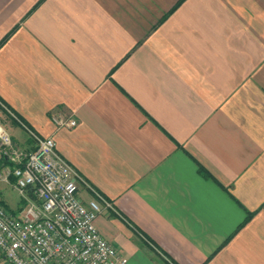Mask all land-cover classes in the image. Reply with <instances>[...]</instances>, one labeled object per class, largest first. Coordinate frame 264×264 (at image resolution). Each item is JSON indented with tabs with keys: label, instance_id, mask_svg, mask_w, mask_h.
Instances as JSON below:
<instances>
[{
	"label": "crops",
	"instance_id": "crops-1",
	"mask_svg": "<svg viewBox=\"0 0 264 264\" xmlns=\"http://www.w3.org/2000/svg\"><path fill=\"white\" fill-rule=\"evenodd\" d=\"M8 35L0 99L112 203L125 264H264V0H0Z\"/></svg>",
	"mask_w": 264,
	"mask_h": 264
},
{
	"label": "built area",
	"instance_id": "built-area-1",
	"mask_svg": "<svg viewBox=\"0 0 264 264\" xmlns=\"http://www.w3.org/2000/svg\"><path fill=\"white\" fill-rule=\"evenodd\" d=\"M5 108L27 133L18 144L0 122V183L16 188L25 201L11 210L0 199V251L12 264H125L128 258L103 236L96 219L113 207L102 195L85 203L80 173L62 156L54 137L41 136ZM58 128L78 124L74 114L52 113Z\"/></svg>",
	"mask_w": 264,
	"mask_h": 264
},
{
	"label": "rangeland",
	"instance_id": "rangeland-1",
	"mask_svg": "<svg viewBox=\"0 0 264 264\" xmlns=\"http://www.w3.org/2000/svg\"><path fill=\"white\" fill-rule=\"evenodd\" d=\"M8 127V126H7ZM0 197L10 202L11 210H18L25 205V201L18 190L7 183H0ZM0 264H12L0 251Z\"/></svg>",
	"mask_w": 264,
	"mask_h": 264
},
{
	"label": "trees",
	"instance_id": "trees-1",
	"mask_svg": "<svg viewBox=\"0 0 264 264\" xmlns=\"http://www.w3.org/2000/svg\"><path fill=\"white\" fill-rule=\"evenodd\" d=\"M180 2H181V1H180ZM175 7H176V6H175ZM175 7H174V8H175ZM174 8H173V9H174ZM164 18H165V17H164ZM9 35H10V34H9ZM9 35L6 36V37L0 42V46H1V45H2V44L8 39ZM201 171L204 172V173L206 172L203 168L201 169Z\"/></svg>",
	"mask_w": 264,
	"mask_h": 264
}]
</instances>
